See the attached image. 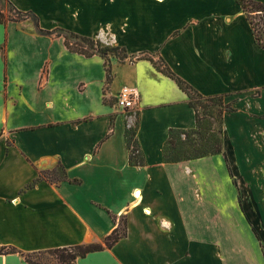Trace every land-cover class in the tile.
I'll list each match as a JSON object with an SVG mask.
<instances>
[{
	"label": "crops",
	"instance_id": "1",
	"mask_svg": "<svg viewBox=\"0 0 264 264\" xmlns=\"http://www.w3.org/2000/svg\"><path fill=\"white\" fill-rule=\"evenodd\" d=\"M0 13V247L102 243L124 217L125 237L76 264H264V48L236 0H0ZM58 29L125 58L107 81L105 59L45 34ZM147 58L235 101L222 150L239 196L223 154L162 162L169 129L194 128V111ZM124 86L133 109L115 104ZM126 129L143 167L128 163ZM57 164L66 181H37Z\"/></svg>",
	"mask_w": 264,
	"mask_h": 264
},
{
	"label": "trees",
	"instance_id": "2",
	"mask_svg": "<svg viewBox=\"0 0 264 264\" xmlns=\"http://www.w3.org/2000/svg\"><path fill=\"white\" fill-rule=\"evenodd\" d=\"M251 26L255 40L264 48V38L261 37V30L264 32V7L254 0H236ZM4 17L0 13V23L4 22ZM45 34H55L64 38L65 47L71 51L85 57L99 55L105 59L112 53L120 52L125 58V49L120 47H105L98 40L77 36L64 30L45 32ZM155 69L168 78L172 79L181 91L186 94L187 104L194 111L195 126L191 129H169L168 137L162 148V162L165 164H176L182 161L196 160L203 157L223 154L228 175L239 196L237 182L233 177L226 155L222 150V126L226 113L234 111V103L226 102V94L202 95L191 87L184 80L175 75L162 60L154 62L147 58ZM123 61V60H122ZM107 81L110 80V68L106 66ZM213 124L216 127L213 128ZM125 143L128 149V163L130 166L143 167L146 165L142 152L139 148L136 133L134 130H125ZM46 181L54 185L67 180L65 169L57 164L49 170H38L37 181ZM240 201V198H239ZM115 221V219H113ZM121 225L108 235L103 245L89 244L76 245L66 248L49 249L36 253H23L14 247H0V255L20 253L26 264H40L35 259L41 255H48L53 258L52 264H76L79 258H84L92 252L110 249L116 242L126 235V221L121 218ZM256 239L260 242L258 233L252 228ZM262 249V246L260 244ZM50 263V262H49Z\"/></svg>",
	"mask_w": 264,
	"mask_h": 264
},
{
	"label": "built area",
	"instance_id": "3",
	"mask_svg": "<svg viewBox=\"0 0 264 264\" xmlns=\"http://www.w3.org/2000/svg\"><path fill=\"white\" fill-rule=\"evenodd\" d=\"M139 95L133 88L124 86L119 89L115 97V104L121 110L133 109L136 106Z\"/></svg>",
	"mask_w": 264,
	"mask_h": 264
},
{
	"label": "rangeland",
	"instance_id": "4",
	"mask_svg": "<svg viewBox=\"0 0 264 264\" xmlns=\"http://www.w3.org/2000/svg\"><path fill=\"white\" fill-rule=\"evenodd\" d=\"M260 34H261V37L264 38V32L262 30H261ZM122 58H123V54L122 53H120V52L112 53L111 55L107 56V58L105 60V65L107 67H109L110 70H111V62L113 60H115L116 62H123L122 60H124V59H122ZM214 127H216L215 124H213V128ZM121 223H122V221H121V219H119L117 221V224L121 225ZM97 244L102 246L103 242L102 243H97ZM35 261L40 263V264H52L53 263V258L44 254V255H41V256L37 257L35 259Z\"/></svg>",
	"mask_w": 264,
	"mask_h": 264
}]
</instances>
